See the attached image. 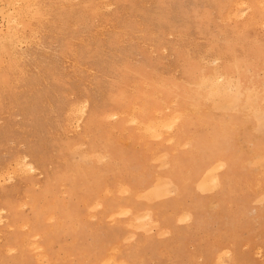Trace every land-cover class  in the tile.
Here are the masks:
<instances>
[{"label": "rangeland", "instance_id": "374dc122", "mask_svg": "<svg viewBox=\"0 0 264 264\" xmlns=\"http://www.w3.org/2000/svg\"><path fill=\"white\" fill-rule=\"evenodd\" d=\"M263 97L264 0H0V264H264Z\"/></svg>", "mask_w": 264, "mask_h": 264}, {"label": "bare ground", "instance_id": "6f19581e", "mask_svg": "<svg viewBox=\"0 0 264 264\" xmlns=\"http://www.w3.org/2000/svg\"><path fill=\"white\" fill-rule=\"evenodd\" d=\"M103 1V0H102ZM31 3V2H30ZM109 4V3H108ZM18 5V4H17ZM20 5V4H19ZM13 6V5H12ZM19 7V6H18ZM25 10V9H24ZM241 12V11H240ZM121 15V14H120ZM20 23V22H19ZM10 27V26H9ZM8 27V28H9ZM102 27V26H101ZM143 27V26H142ZM40 28V27H39ZM98 28V27H97ZM103 28V27H102ZM123 29V28H122ZM35 30V29H34ZM39 30V29H38ZM120 31H125V30H120ZM24 34V33H23ZM102 34V33H101ZM40 36V35H39ZM8 38V37H7ZM41 39V38H40ZM79 40V39H78ZM80 41V40H79ZM20 43V42H19ZM21 44V43H20ZM74 59V58H73ZM18 61V60H17ZM202 61V60H201ZM37 63V62H36ZM41 63V62H40ZM36 66H38V64L36 65ZM29 67V66H28ZM216 70V69H215ZM23 72V71H22ZM222 75V74H221ZM225 77V76H224ZM209 78V77H208ZM217 79V78H216ZM207 81V80H206ZM212 82H214V81H212ZM202 85V84H201ZM221 85V84H220ZM145 86V85H144ZM205 86V85H204ZM215 87H218V86H216L215 85ZM237 87V86H236ZM210 89V88H209ZM222 89H224V88H222ZM195 92H197V91H195ZM246 92H247V90H246ZM245 91H243V87L242 86H240L239 88H238V92H237V97L236 98H241V95L243 96V94H245L246 93ZM253 92V91H252ZM16 94V93H15ZM197 94V93H196ZM241 94V95H240ZM223 95V94H222ZM231 96V95H230ZM208 97V96H207ZM226 97V96H225ZM221 98V97H220ZM235 98V99H236ZM264 98V97H263ZM222 99H223V97H222ZM227 98H225V100H226ZM263 100V99H262ZM206 101V100H205ZM264 101V100H263ZM189 104V103H188ZM75 105V104H74ZM83 106V105H82ZM189 106V105H188ZM191 106V105H190ZM193 106V105H192ZM196 106V105H195ZM71 107H73V106H71ZM69 108V107H68ZM67 108V109H68ZM192 109V108H191ZM80 110H81V108H80ZM70 111V110H69ZM84 111V110H83ZM174 112V111H173ZM180 112V111H179ZM183 112H185V111H183ZM262 112H264V111H262ZM84 114H85V111H84ZM116 114H117V112H116ZM144 115H145V113H144ZM178 115H180L179 113H178ZM183 115V114H182ZM168 116V115H167ZM188 116H190V115H188ZM134 117V116H133ZM144 117V116H143ZM175 116H173V118H174ZM180 117V116H179ZM261 117H263V116H261ZM168 119H170L169 117H167ZM262 119L263 118H261V121H262ZM137 120V119H136ZM148 120L149 119H147V123H148ZM172 120V119H171ZM207 120H208V118H207ZM258 120H260V119H258ZM150 121V120H149ZM160 122H161V120H159ZM158 121V122H159ZM163 121L164 120H162V124H163ZM260 121V122H261ZM151 122H152V120H151ZM165 122V121H164ZM167 122V121H166ZM164 123V124H167V123ZM264 121H262V123H263ZM139 123H141L142 124V122H139ZM147 123L145 124V125H147ZM153 123V122H152ZM156 124H158V123H156ZM161 124V125H162ZM186 124H187V119L183 116L181 119H180V135L178 136L177 135V139H179L180 141H182V140H184L185 139V136L187 137V135H186V129H185V126H186ZM199 124V123H198ZM211 124V123H210ZM139 125V124H138ZM151 125V124H150ZM150 125H149V127H150ZM169 125V124H168ZM203 125V124H202ZM159 126V125H158ZM200 126V125H199ZM144 127V123H143V126H142V128ZM146 127V126H145ZM144 127V129H146ZM151 127H152V125H151ZM167 127V126H166ZM211 128H212V126H210ZM213 127H214V130H217L218 128H216V126H215V124L213 123ZM74 128V127H73ZM152 128H154V125H153V127ZM159 128V127H158ZM171 128V127H170ZM211 128H210V130H211ZM222 128V127H221ZM148 129V128H147ZM154 129H156V128H154ZM168 129V128H167ZM166 129V130H167ZM149 130V129H148ZM165 130V131H166ZM145 130H143V132H144ZM168 131V130H167ZM146 132H147V130H146ZM157 132V131H156ZM160 132V131H159ZM210 132V131H209ZM150 133V131L148 132V134ZM154 134V133H153ZM212 134H213V132H210L209 133V135L212 137ZM152 135V134H151ZM189 135V134H188ZM214 135V134H213ZM209 136V137H210ZM192 136H190V138H191ZM189 139V138H188ZM210 140H211V138H209ZM175 141H177V140H175ZM211 142V141H210ZM175 144V143H174ZM146 145V144H145ZM177 145V144H176ZM197 145H194V146H190L191 148H189L190 149V151H191V155L194 153V148L196 147ZM221 146V145H220ZM150 147V146H149ZM152 147V146H151ZM150 147V148H151ZM146 148V147H145ZM184 149L185 148H183V149H181V150H177L176 152H175V150H174V152H172V153H170L171 155H172V162L174 163V164H183L184 166H185V163H187L188 162V164H189V162L191 161V160H189L187 157H184V156H179V155H177V153H180V152H184ZM209 152L212 154L211 155V157H210V159L206 162V168H207V173H210V172H213V170H214V168L217 166V164H220V162L218 163V161H222L223 159L222 158H224L225 159V161H228V159H229V156L228 157H226L225 155H222V154H220V152H221V150H220V148H218V146H217V148H215L213 145H211V147H209ZM219 151V152H218ZM108 152L111 154V157H112V159L113 160H115L116 161V159H118L117 158V156L116 155H114V153L112 152V149H108ZM106 155V154H105ZM175 155V156H174ZM195 155H197V154H194L193 156H195ZM218 155H219V157H218ZM135 161V160H134ZM224 161V162H225ZM124 162V161H123ZM119 163H121L122 164V161L120 160L119 161ZM129 162L128 161H126L125 163H123L124 165H126V164H128ZM133 163H135V162H133ZM254 163V162H253ZM31 164V163H30ZM131 166H132V164H131ZM263 166V165H262ZM32 167V166H31ZM183 170V169H182ZM210 175V174H209ZM217 174H215L214 172H213V174L211 175V178L213 179V180H215L216 178H217V176H216ZM3 176V175H2ZM154 178V177H153ZM197 178V177H196ZM96 180V179H98V178H90L89 180H90V182H92V180ZM206 181V180H205ZM204 181V182H205ZM157 182V181H156ZM221 183L223 184V185H225V186H227V185H230V173L228 172V171H226V172H224V174L222 175V179H221ZM80 184H81V186H83V187H81L82 188V190L83 191H86V190H89L88 189V187L86 186V184H85V182H80ZM89 184H91V183H89ZM152 184V183H151ZM150 184V185H151ZM148 185H149V183H143V185H141V186H139V187H133L134 188V190L135 191H137V190H140V191H144V190H146L147 188H148ZM201 185V184H200ZM160 186V185H159ZM151 188V187H150ZM184 188V187H183ZM80 190V188L78 187L77 188V186H72L71 188H70V191L71 192H73V194L75 193V194H77L76 192L77 191H79ZM148 195V194H147ZM173 209H174V207H173ZM146 212V211H145ZM182 212V211H181ZM181 214H183V212L181 213ZM185 214V213H184ZM177 216V215H176ZM179 216V215H178ZM188 216V215H187ZM188 220V219H187ZM170 221H166V222H164L165 223V225H167L168 223H169ZM169 226H174V224L172 223V222H170L169 224H168ZM176 226V225H175ZM186 227H187V225H186ZM180 228H182V229H185L184 227H180ZM188 228V227H187ZM178 230V229H177ZM168 240V241H167ZM166 241H165V246H166V244H167V248L170 250V252H172L173 253V256H176V254H175V252H177L178 251V249H177V243L179 244L180 242H181V239H178L177 240V236H173V237H171V238H169V239H167ZM230 262V261H229ZM233 264V263H232Z\"/></svg>", "mask_w": 264, "mask_h": 264}]
</instances>
